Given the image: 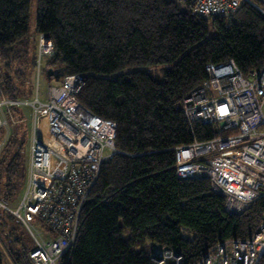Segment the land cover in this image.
<instances>
[{
  "label": "trees",
  "instance_id": "16d2710c",
  "mask_svg": "<svg viewBox=\"0 0 264 264\" xmlns=\"http://www.w3.org/2000/svg\"><path fill=\"white\" fill-rule=\"evenodd\" d=\"M28 8L29 0H0L2 96L32 98L43 36L53 53L43 60L42 77L47 69L82 77L77 102L116 125L115 153L102 164L75 241L58 264H151L158 247L196 264L218 243L251 239L264 223V195L243 213L227 214L208 179L177 177L173 150L215 136L206 125L189 124L181 108L207 79L206 64L231 60L244 77L264 66V0H241L232 16L211 18L176 0H37V40L28 36ZM165 65L171 67L160 80L129 71ZM20 110L8 109L0 128V202L9 208L22 195L27 143L23 157L16 128L7 140L3 132ZM2 211L0 264H27L32 244Z\"/></svg>",
  "mask_w": 264,
  "mask_h": 264
},
{
  "label": "built area",
  "instance_id": "2783aa9c",
  "mask_svg": "<svg viewBox=\"0 0 264 264\" xmlns=\"http://www.w3.org/2000/svg\"><path fill=\"white\" fill-rule=\"evenodd\" d=\"M202 18L230 17L241 0H176ZM247 1L248 0H244ZM52 43L38 37L35 88ZM207 79L182 101L189 124L210 127L214 137L176 147L174 169L180 179H208L224 197V211L239 215L264 195V66L244 77L231 61L206 64ZM84 86L78 75L48 85L43 100H6L0 91V128L10 107L29 111L27 160L22 195L15 207L0 202L31 239L27 264H58L71 249L81 211L102 164L114 153L115 123L76 100ZM4 140H0V150ZM36 223L41 229L36 228ZM264 255V223L249 240L218 243L196 264H258ZM151 264H184L170 250L154 248Z\"/></svg>",
  "mask_w": 264,
  "mask_h": 264
},
{
  "label": "rangeland",
  "instance_id": "374dc122",
  "mask_svg": "<svg viewBox=\"0 0 264 264\" xmlns=\"http://www.w3.org/2000/svg\"><path fill=\"white\" fill-rule=\"evenodd\" d=\"M36 15H37V0H29V8H28V24H27V28H28V36L31 40H37V36L34 35V28H35V19H36ZM170 65H165V66H149V67H134L131 68L129 71H146L147 73H149L154 79L156 80H160L163 76V73L166 69L170 68ZM33 78V77H32ZM33 82V96L31 99H33V97L35 96V94H37L38 98L40 100H43V96L44 93L48 87V83L47 81L41 76L38 79L39 82V87L36 89L35 88V80L32 79ZM21 110L19 112L20 115L17 116V123L16 125L12 124L7 130H5L3 132V136L7 135L8 137L6 138V140L10 137V135L14 134L13 131L16 128L17 130V140L22 142V148L19 152L20 155H22L24 157L25 153H26V143H27V138L26 136H28L29 134V126H28V113L29 111L26 108H22L19 107ZM13 107H10L9 110L12 111ZM25 109V110H24ZM24 121L23 123H20ZM18 125V126H17ZM23 125V126H20ZM5 139V138H4ZM5 140V141H6ZM3 209L0 210V216H3ZM36 228L41 229L40 226L38 225V223H36ZM1 239H4L3 235L0 234ZM23 237L25 239L26 243H32L31 239L29 237V235L24 231L23 232Z\"/></svg>",
  "mask_w": 264,
  "mask_h": 264
},
{
  "label": "water",
  "instance_id": "95a60500",
  "mask_svg": "<svg viewBox=\"0 0 264 264\" xmlns=\"http://www.w3.org/2000/svg\"><path fill=\"white\" fill-rule=\"evenodd\" d=\"M45 76L47 77L46 81L50 83L51 81L58 82L60 78L62 77V74L61 72H59V70L47 69L45 71Z\"/></svg>",
  "mask_w": 264,
  "mask_h": 264
},
{
  "label": "crops",
  "instance_id": "0c3cea01",
  "mask_svg": "<svg viewBox=\"0 0 264 264\" xmlns=\"http://www.w3.org/2000/svg\"><path fill=\"white\" fill-rule=\"evenodd\" d=\"M48 83V82H47ZM49 85H55V84H53V82L51 81L50 83H48ZM58 84H59V82H58ZM13 123V122H12Z\"/></svg>",
  "mask_w": 264,
  "mask_h": 264
},
{
  "label": "clouds",
  "instance_id": "9594fccd",
  "mask_svg": "<svg viewBox=\"0 0 264 264\" xmlns=\"http://www.w3.org/2000/svg\"><path fill=\"white\" fill-rule=\"evenodd\" d=\"M59 82V81H58Z\"/></svg>",
  "mask_w": 264,
  "mask_h": 264
}]
</instances>
